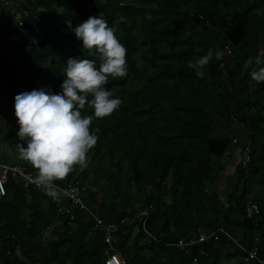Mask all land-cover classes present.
<instances>
[{"label":"trees","instance_id":"obj_1","mask_svg":"<svg viewBox=\"0 0 264 264\" xmlns=\"http://www.w3.org/2000/svg\"><path fill=\"white\" fill-rule=\"evenodd\" d=\"M90 16H102L127 49V75L105 85L122 103L93 119L98 141L88 167L75 166L57 185L84 186L86 207L104 223L132 221L117 234L125 264H256L222 234L215 244L172 246L197 230L217 229L246 250L255 240L256 257L264 260V83H250V70L243 69L264 51V0H0V144L18 151L23 143L17 94L59 93L68 58L95 59L73 31ZM228 42L230 54L213 56L202 78L188 68ZM81 111L92 115L87 105ZM213 131L224 135L219 161L209 150ZM234 153L237 162L226 175ZM15 164L36 176L28 162ZM229 177L232 184L220 190ZM16 181L6 179L0 198V264H102L106 246L85 213L74 210L71 221L59 216L47 196ZM246 201L258 209L250 219ZM139 212L154 238L148 244ZM54 226L61 237L42 239Z\"/></svg>","mask_w":264,"mask_h":264},{"label":"clouds","instance_id":"obj_2","mask_svg":"<svg viewBox=\"0 0 264 264\" xmlns=\"http://www.w3.org/2000/svg\"><path fill=\"white\" fill-rule=\"evenodd\" d=\"M73 31L95 59L68 58L59 93L40 88L14 97L17 137L23 142L17 144L19 158L34 168L35 183L53 200L69 194L56 181L64 180L75 166L81 171L88 167V153L98 141L90 130L93 119L112 115L122 103L105 85L109 78H122L128 72L127 49L102 16H90ZM213 56L220 60L223 53L209 49L187 66L202 78ZM243 69L250 70V83H264V51L249 57ZM86 105L92 115H82Z\"/></svg>","mask_w":264,"mask_h":264},{"label":"built area","instance_id":"obj_3","mask_svg":"<svg viewBox=\"0 0 264 264\" xmlns=\"http://www.w3.org/2000/svg\"><path fill=\"white\" fill-rule=\"evenodd\" d=\"M222 53L224 56H228L230 54L229 42L226 46H224ZM223 79L225 78L223 77ZM247 153H248V149L244 148L240 157L242 166H244L245 163L247 162L248 159ZM8 177L18 180V183H20V185L24 189H33L41 192L42 195L46 196L42 188L35 183L34 175L25 173L22 170L21 166L18 165L0 164V198H3L5 196V184H6V179ZM59 187L69 190V194L62 195L60 198L55 200L50 198V204L54 207L56 213L59 216L62 215L68 216L69 220H72L73 217L72 213H70L69 210L65 207V205H68L69 203L74 207H76L78 211L83 213L86 212L88 214V218L92 222V231L101 234L102 242L106 246L105 256L102 260V264H125L124 260L115 251L114 246L117 245L118 242L117 234L120 231V229L125 226H128L132 221L123 218L116 223H104L95 214L90 213L87 210L85 203H83L82 198L79 195L78 188L71 186H59ZM243 212L245 218L250 219L258 213V209L256 205L252 204L249 201H246L243 203ZM136 217L144 218L140 222V227L143 230V233L147 236L146 237L147 241L145 243L148 244L149 241H153L154 238L149 233H147L143 228L146 213L139 212ZM220 234H222L227 240H229V242L234 247H236L240 252L246 254L247 258L251 262H254L256 264H264V260H261L256 257V250L253 245L255 240L250 242L251 247L249 250H246L245 247L239 241V239L230 236L228 233L224 232L221 229H217L212 232L197 230L195 233H191L185 241L180 240L177 243L173 244L172 246L179 250H183L187 247L194 246L196 244L206 243L209 241L215 244L218 240V235ZM200 254H202V256L205 255V253L203 252H200Z\"/></svg>","mask_w":264,"mask_h":264},{"label":"rangeland","instance_id":"obj_4","mask_svg":"<svg viewBox=\"0 0 264 264\" xmlns=\"http://www.w3.org/2000/svg\"><path fill=\"white\" fill-rule=\"evenodd\" d=\"M19 1L21 0H14L15 4L18 3ZM9 8H11L12 10H14L15 8V5L14 4H10L8 5ZM223 133V132H222ZM220 134L219 132L217 131H213L211 134H210V138H209V150L213 156V158H215L216 160H220V156L222 155V153H220V142L221 140L219 138L223 137L224 135L223 134ZM220 140V141H219ZM222 140H224L222 138ZM223 142V141H222ZM230 151H233V147L230 146L229 148ZM218 151V152H217ZM218 153L219 156H218ZM18 151H15V148L12 149V148H9L8 146H5V145H2L0 144V164H3V165H11V164H7V163H12V160L16 159L17 160V156H18ZM237 154L234 153V155H230L229 159H230V163L226 166V170L224 171L225 174H230V168H232V165L233 164H236L237 162ZM18 181V180H17ZM16 181V182H17ZM230 184H232V179L229 177L227 179H224V181H222L218 187L220 190H222L223 188L226 189V187H229ZM68 186H71V187H76L78 188L79 190V195L80 197L82 198V201L83 203H85V200H84V196H85V187L84 186H80V185H77V184H72V185H68ZM223 189V190H224ZM48 200H49V203H50V197H48ZM65 207L69 210L70 213H73L74 210H77L76 207H74L73 205H71L70 203L68 205H65ZM87 210L91 213V211L89 210L88 207H86ZM85 214L88 216V214L85 212ZM58 215V214H57ZM71 221V220H70ZM73 227V226H72ZM54 228V230L57 232L58 236L57 237H61L62 235V232L60 231V228L58 226H54V227H51V229ZM137 234V228L134 227L132 232H131V235H130V238L129 240L126 242V248L127 249H130V247L132 246L133 244V241H134V238ZM50 235V230L45 232L43 235H42V239H48V236ZM139 240V239H138ZM141 242V241H140ZM117 245L114 246V249L115 251L118 253V255L123 259V257L121 256L120 252L115 248ZM138 255L140 256H143V257H148L150 254L146 251H139Z\"/></svg>","mask_w":264,"mask_h":264},{"label":"crops","instance_id":"obj_5","mask_svg":"<svg viewBox=\"0 0 264 264\" xmlns=\"http://www.w3.org/2000/svg\"><path fill=\"white\" fill-rule=\"evenodd\" d=\"M18 160H21L20 158H19V154H18V156H17V160L16 159H14V160H12V163H7V164H13V165H18V164H15ZM19 166V165H18ZM58 236V234H57V232L54 230V228H52V229H50V235L48 236V238H50V236Z\"/></svg>","mask_w":264,"mask_h":264}]
</instances>
